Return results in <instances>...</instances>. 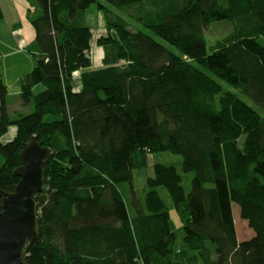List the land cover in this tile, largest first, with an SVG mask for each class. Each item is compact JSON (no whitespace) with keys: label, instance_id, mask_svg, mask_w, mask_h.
Wrapping results in <instances>:
<instances>
[{"label":"trees","instance_id":"1","mask_svg":"<svg viewBox=\"0 0 264 264\" xmlns=\"http://www.w3.org/2000/svg\"><path fill=\"white\" fill-rule=\"evenodd\" d=\"M27 1L36 65L20 99L31 113L12 116L0 73V191L21 180L14 170L31 137L53 151L27 264H264V0ZM93 4L113 14L97 39L99 68ZM221 21L232 31L209 53L205 33ZM161 153L180 155L181 170L156 163L140 195L135 173ZM234 204L255 233L248 240Z\"/></svg>","mask_w":264,"mask_h":264},{"label":"water","instance_id":"2","mask_svg":"<svg viewBox=\"0 0 264 264\" xmlns=\"http://www.w3.org/2000/svg\"><path fill=\"white\" fill-rule=\"evenodd\" d=\"M21 166L16 176L21 180L12 192L0 191V264H27L25 247L39 243V211L34 199L43 191L45 166L53 156L35 136L21 152Z\"/></svg>","mask_w":264,"mask_h":264},{"label":"rangeland","instance_id":"3","mask_svg":"<svg viewBox=\"0 0 264 264\" xmlns=\"http://www.w3.org/2000/svg\"><path fill=\"white\" fill-rule=\"evenodd\" d=\"M97 8L98 7L96 4H93L91 6V9L87 13L86 20H87L88 25H90L92 27V29L94 30V39H93V50L95 52V59H94L95 64L94 65L99 68L103 64L102 61H103L104 54H105V48L104 47L102 48V47H100V45H98L97 39L99 38V35L102 32H106L109 19L111 17H113V14H111L110 11L106 10L104 12V11H100ZM109 9H111V12L113 11L112 7ZM232 27L233 26L231 25V23L226 22V21L215 22V23H212L210 25L207 32L205 33L207 48H208L209 53L211 52V47H214L218 41H223L225 39V37H227L231 33ZM153 36L157 40H159V38L157 36H155V35H153ZM259 41L264 45V39L263 38H261ZM30 53L32 54L31 49H26V54L29 57H34ZM18 57H20V59H21V65L23 68L22 72L24 73L23 75L31 72L32 67L30 66V60L28 61L24 56H18ZM10 64H11V60H8L7 64H4L2 66L6 72V77L9 80H12V77L14 75V71L12 70V66ZM3 68L1 67L2 72H3ZM79 74L80 73L77 72L76 78H78ZM19 88H21V84L16 85V84L10 83V91L9 92L11 93V96L8 98V104H9V109H10V113L12 114V116L15 115V113L20 112V111H23L25 114H29L33 111V109H31V108L19 105V102H20L19 101V95L16 96L14 93ZM43 90H44V86L40 85V86L35 88L34 92L37 94ZM247 102L251 106H253L255 109L259 110L257 104H255L252 100L248 99ZM261 114L264 116V113H261ZM0 163H2L1 158H0ZM156 163H162L165 165H174L179 170H181L182 159H181L180 155H175L172 153H161V154H158L156 156L150 155L149 156V167L140 173H135V181H134L135 182V188L139 191L140 195H141L142 191L145 189L147 177L153 176L154 165ZM184 177H185L184 184L186 186V190L188 191L189 187H190V181L187 178H191V174L184 175ZM125 191H126L127 195H130V197H131V193L130 192L128 193L129 190L127 189ZM158 192L162 195L166 205L170 209L171 229L179 237L178 244L183 246V235H184L183 225L181 223L179 215L177 214V212L175 210L172 199H171L168 191L164 187L158 188ZM127 198L128 197H126V199ZM132 208L133 207L131 206L130 210L133 213ZM233 214H234V222H235V226H236V230H237L238 239L240 241H244V240H248V239L252 238L255 235V233L248 226L247 221L243 220L241 218L240 207L236 204L233 205Z\"/></svg>","mask_w":264,"mask_h":264},{"label":"crops","instance_id":"4","mask_svg":"<svg viewBox=\"0 0 264 264\" xmlns=\"http://www.w3.org/2000/svg\"><path fill=\"white\" fill-rule=\"evenodd\" d=\"M0 6L4 13L3 19L0 20V73L10 91V83L21 84L22 77L28 74L23 75L21 59L18 56H24L28 61L30 60L32 70L36 65L35 57H29L26 54V49L36 51L33 46L36 31L28 19V12L31 6L27 0H0ZM8 60H11L10 65L14 71L12 80L6 77V72L2 66L7 64ZM14 93L16 96L19 95V105L22 106L20 88ZM10 96L11 93L9 92L7 100Z\"/></svg>","mask_w":264,"mask_h":264},{"label":"bare ground","instance_id":"5","mask_svg":"<svg viewBox=\"0 0 264 264\" xmlns=\"http://www.w3.org/2000/svg\"><path fill=\"white\" fill-rule=\"evenodd\" d=\"M17 137V131L16 130H10L9 129V133H8V135H7V138L8 139H15ZM5 143V142H4ZM1 164V163H0ZM19 168V167H18ZM18 168H16L15 170H14V175L16 174V170L18 169ZM39 211V210H38ZM39 215H40V212H39ZM40 238V237H39ZM29 245H31V246H34V245H32L31 243H29ZM27 247V246H26ZM26 247H25V252H26ZM26 263H27V258H26Z\"/></svg>","mask_w":264,"mask_h":264}]
</instances>
